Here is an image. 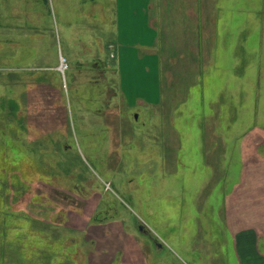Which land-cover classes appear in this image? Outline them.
Returning a JSON list of instances; mask_svg holds the SVG:
<instances>
[{"label": "rangeland", "instance_id": "1", "mask_svg": "<svg viewBox=\"0 0 264 264\" xmlns=\"http://www.w3.org/2000/svg\"><path fill=\"white\" fill-rule=\"evenodd\" d=\"M95 1L0 0V153L8 157L18 140L26 147V177L44 195L16 199L40 218L26 225L53 244L0 235V264H103L108 255L95 231L107 239V221L120 223L108 234L123 249L109 257L115 264L129 253L124 237L132 233L148 264H245L230 225L235 201L228 206L225 194L244 167L253 171L252 189L264 192V0H212L214 18L199 29L210 27L214 40L212 61H199L201 81L171 84L162 65L158 102L135 101L116 114L105 74L116 41ZM136 82L140 90L129 94L147 97L152 75L139 70ZM220 124L229 159L202 132H222ZM207 160L230 166L220 172ZM93 203L91 231L76 229L71 213Z\"/></svg>", "mask_w": 264, "mask_h": 264}, {"label": "crops", "instance_id": "2", "mask_svg": "<svg viewBox=\"0 0 264 264\" xmlns=\"http://www.w3.org/2000/svg\"><path fill=\"white\" fill-rule=\"evenodd\" d=\"M211 2L212 0L95 1L94 5L100 7L99 14L106 24L107 38L116 41L109 44L106 62L108 70L106 69L105 72V74L108 72L112 78V82H109L114 91L112 100L115 105L112 112L115 110L118 112L120 108L123 110L126 108L129 111L130 108L135 107V101L149 106L155 105L162 92V65L165 66L164 73L171 84L179 79L186 81V84H196L201 81L200 76L198 77L200 62L204 65L209 60L212 61L210 54L214 52L209 49L214 46L213 30L209 27V31H199L205 18H214L215 9ZM97 14H93V19H97L95 17ZM212 25L216 29V24L212 22ZM190 65L195 68L189 67ZM136 70L142 71L145 75H152L154 79V82L149 86L144 84L145 91L148 92L147 97L138 95L135 98L128 92V90L134 92L135 89L139 91L141 88V83L136 82ZM116 74L119 75V78L121 77V91H119L118 84L113 81ZM190 75L192 76L191 80L189 79ZM219 118L220 114L217 116V119ZM220 126L222 132H218V129L214 132L211 128L204 129L202 132L206 135V140H211L207 144L210 143L214 147L213 152L218 147V151H221L218 157L223 159L228 156V143L221 137L226 129L221 124ZM212 135H217L219 144H216ZM224 152L226 153L224 154ZM210 155L213 156L212 153ZM206 162L208 168L221 167L220 172L226 165H229V162L224 166H218L211 160ZM245 169L244 167L241 174V183L236 184L235 187L233 184L231 185L228 192L226 191L225 200L228 201V206L231 204L230 199L235 201L234 211L236 214L230 220V225L234 227L235 247L240 261L245 264H264V251H259L258 248L261 241L264 244V215L261 213L264 192L252 189L253 184L249 180L253 176V171ZM241 206H243L242 213L239 210ZM97 209V205L93 203V207L90 209L76 211L74 215L72 212V225L78 230H87L89 233L91 229L88 230V219H93ZM249 209L253 210L251 217L246 214ZM98 222H102V220ZM112 222H116V225L120 224L118 221L106 222L108 223L107 239H104L99 231H95L102 250L106 251L108 255L106 258L101 257L103 264H115L114 256L111 261L109 257L123 251L121 243L108 235L113 230ZM134 238L133 233L131 237L125 235L124 239L129 240V253L124 254L123 261L119 264H148L139 242H136L137 245L132 243H135ZM114 246L116 249H113Z\"/></svg>", "mask_w": 264, "mask_h": 264}, {"label": "trees", "instance_id": "3", "mask_svg": "<svg viewBox=\"0 0 264 264\" xmlns=\"http://www.w3.org/2000/svg\"><path fill=\"white\" fill-rule=\"evenodd\" d=\"M0 134H5L0 130ZM11 140L8 142L10 143ZM19 147H12L10 153L7 156H3L0 153V235L3 240L11 243L10 237H17L21 239L34 240L39 242V245L44 242L45 244H50L48 241L44 240V235L40 230L33 229L31 226L26 225V221L29 219H40L35 216H28V212L25 208L18 205L17 199L23 197L28 193L29 196L34 198L43 197L44 193H39L32 186H35L37 182L35 180H28L26 173V161L24 159V154H26L27 149L22 145L21 141H16ZM14 163V164H13ZM17 198V199H16ZM78 200L80 198H77ZM77 205L79 202H75ZM3 207V208H2ZM6 225V226H5ZM36 230V231H35ZM23 233V235H21ZM28 234L29 236H26ZM26 239V240H27ZM12 248L14 250H19L20 247H16L13 244ZM41 246V245H40ZM32 248L34 246L32 245ZM41 248V247H40ZM57 259H54V261Z\"/></svg>", "mask_w": 264, "mask_h": 264}, {"label": "built area", "instance_id": "4", "mask_svg": "<svg viewBox=\"0 0 264 264\" xmlns=\"http://www.w3.org/2000/svg\"><path fill=\"white\" fill-rule=\"evenodd\" d=\"M65 61H66V59H64V58L61 60V64H62V66H63V65H66V62H65ZM63 68H64V66H63ZM63 72H64V71H63Z\"/></svg>", "mask_w": 264, "mask_h": 264}]
</instances>
